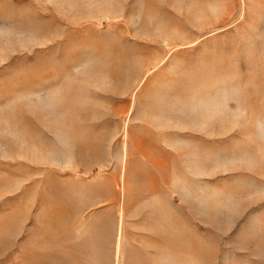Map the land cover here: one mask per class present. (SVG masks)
Here are the masks:
<instances>
[{
	"label": "rangeland",
	"instance_id": "rangeland-1",
	"mask_svg": "<svg viewBox=\"0 0 264 264\" xmlns=\"http://www.w3.org/2000/svg\"><path fill=\"white\" fill-rule=\"evenodd\" d=\"M0 264H264V0H0Z\"/></svg>",
	"mask_w": 264,
	"mask_h": 264
},
{
	"label": "bare ground",
	"instance_id": "bare-ground-1",
	"mask_svg": "<svg viewBox=\"0 0 264 264\" xmlns=\"http://www.w3.org/2000/svg\"><path fill=\"white\" fill-rule=\"evenodd\" d=\"M122 209V208H121ZM124 213V212H123ZM123 213H120V222H119V230H118V252L120 253L121 248V242H122V236H123V223H124V216Z\"/></svg>",
	"mask_w": 264,
	"mask_h": 264
}]
</instances>
